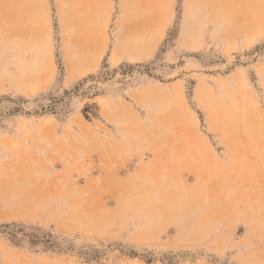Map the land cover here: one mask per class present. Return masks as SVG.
<instances>
[{
    "label": "rangeland",
    "instance_id": "1",
    "mask_svg": "<svg viewBox=\"0 0 264 264\" xmlns=\"http://www.w3.org/2000/svg\"><path fill=\"white\" fill-rule=\"evenodd\" d=\"M93 3L0 0V264H264V0Z\"/></svg>",
    "mask_w": 264,
    "mask_h": 264
},
{
    "label": "crops",
    "instance_id": "2",
    "mask_svg": "<svg viewBox=\"0 0 264 264\" xmlns=\"http://www.w3.org/2000/svg\"><path fill=\"white\" fill-rule=\"evenodd\" d=\"M65 2L66 0H55V4L60 7L62 2ZM94 1L93 7H96L98 5L99 0H85V2H91ZM83 4V3H82ZM61 8V7H60ZM81 11H77L72 7V4L67 7V9H61L60 11V17H59V24L62 30V37H63V42L66 44V40H69L71 38H76L77 40L80 41V46H79V51L81 52L79 54V59H82L85 63L92 64L96 63L98 60V55L96 50H99V48L103 49L106 42L104 41L105 39L103 37H98V30L95 27V24L92 22V20L84 17L83 15L81 16ZM77 15L74 20V15ZM24 15L25 13L22 12V23L25 24V30L24 31H18V30H13L11 27V24L15 19H18L19 11H15L14 14V19L12 18V15L9 16V27L8 29H4L3 25H1V39H3L5 32L8 35H11L9 37H14L16 34H23V35H30L31 38L33 39L35 37V27H34V19H35V12L33 8L28 12L30 20L25 22L24 20ZM13 19V20H11ZM260 22V24H258ZM256 26H264V18L260 20ZM1 24H3V19L1 20ZM15 24V23H14ZM76 28L75 31H71V25ZM8 25V24H7ZM21 32V33H20ZM29 36V37H30ZM99 42V43H98Z\"/></svg>",
    "mask_w": 264,
    "mask_h": 264
},
{
    "label": "bare ground",
    "instance_id": "3",
    "mask_svg": "<svg viewBox=\"0 0 264 264\" xmlns=\"http://www.w3.org/2000/svg\"><path fill=\"white\" fill-rule=\"evenodd\" d=\"M253 10V9H252ZM257 11V10H256ZM258 24H260V22L258 23Z\"/></svg>",
    "mask_w": 264,
    "mask_h": 264
}]
</instances>
